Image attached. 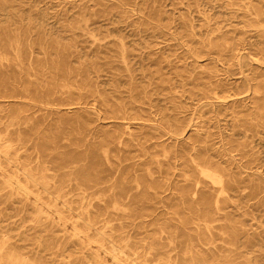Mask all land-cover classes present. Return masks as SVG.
Here are the masks:
<instances>
[{"label":"rangeland","instance_id":"obj_1","mask_svg":"<svg viewBox=\"0 0 264 264\" xmlns=\"http://www.w3.org/2000/svg\"><path fill=\"white\" fill-rule=\"evenodd\" d=\"M236 10L233 0H0V150L9 139L20 163L49 166L75 215L91 201V214L136 239L207 227L231 264H264V66L249 68L235 102L210 94L237 84L218 61L240 37ZM122 191L129 206L114 209ZM60 229L49 232L56 262L87 264Z\"/></svg>","mask_w":264,"mask_h":264},{"label":"bare ground","instance_id":"obj_2","mask_svg":"<svg viewBox=\"0 0 264 264\" xmlns=\"http://www.w3.org/2000/svg\"><path fill=\"white\" fill-rule=\"evenodd\" d=\"M233 1L238 7L234 15L236 19H241L236 23L240 27L235 30L240 37L224 47L222 56L226 61H223L224 57L218 61L223 64L225 75L234 78L237 84L233 86L229 80L210 92L215 101L227 99L226 105L235 102L237 99L233 98L243 88L250 89L249 68L253 64L264 66V0ZM245 36H248V40ZM245 57L249 59L246 60ZM12 143L9 139H4V149L0 150V198L6 197L4 211L10 208L7 213L3 212L4 221L0 220V264H59L51 252L53 245L59 241L53 232L49 233L55 226L61 228L63 235L67 234L74 239L87 264H231L229 249L218 245L207 227L200 228L195 224L194 227L184 225L181 228H161L152 231L150 236L136 239L122 230L116 231L105 218L99 220L102 214H91V201L85 203L82 213L75 215L66 198L67 192L62 189L52 192V183L55 185V182H52L54 176L51 168L32 165L35 162L33 160L20 163V155L17 149H12ZM203 171L205 176L216 183L221 182L215 173ZM128 193L122 191L113 196L114 209L129 206L131 197ZM189 195L188 192L183 193L184 200H188ZM58 199H62L60 207L56 203ZM187 204L190 208L195 207L190 200ZM29 213L33 224L24 229L23 223L28 220L26 217ZM43 219H55V226L45 225ZM37 238V247H33L31 242ZM39 247L42 249H37ZM66 251L63 248L62 253Z\"/></svg>","mask_w":264,"mask_h":264}]
</instances>
